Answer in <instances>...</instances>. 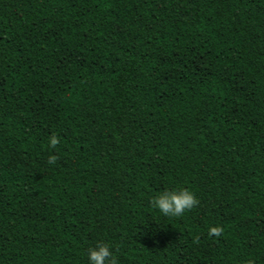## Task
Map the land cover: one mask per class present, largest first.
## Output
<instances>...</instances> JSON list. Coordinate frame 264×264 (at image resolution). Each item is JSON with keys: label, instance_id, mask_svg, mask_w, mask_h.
Returning <instances> with one entry per match:
<instances>
[{"label": "trees", "instance_id": "16d2710c", "mask_svg": "<svg viewBox=\"0 0 264 264\" xmlns=\"http://www.w3.org/2000/svg\"><path fill=\"white\" fill-rule=\"evenodd\" d=\"M178 186L198 205L161 216ZM97 242L264 264V0H0V264Z\"/></svg>", "mask_w": 264, "mask_h": 264}, {"label": "clouds", "instance_id": "9594fccd", "mask_svg": "<svg viewBox=\"0 0 264 264\" xmlns=\"http://www.w3.org/2000/svg\"><path fill=\"white\" fill-rule=\"evenodd\" d=\"M59 143L56 135L48 138V145L55 149ZM49 165H55L57 162L56 155H50L48 158ZM151 207L163 217H180L191 211L199 203L196 194L187 187H173L157 193L150 201ZM221 228L210 226L209 235L219 236ZM198 242V241H197ZM86 264H119L117 250L109 243L97 242L87 249Z\"/></svg>", "mask_w": 264, "mask_h": 264}]
</instances>
